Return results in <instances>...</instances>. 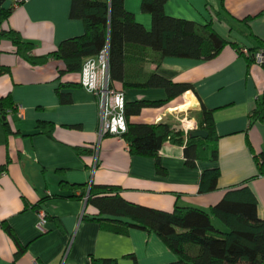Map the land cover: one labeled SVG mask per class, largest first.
<instances>
[{
  "label": "crops",
  "instance_id": "obj_1",
  "mask_svg": "<svg viewBox=\"0 0 264 264\" xmlns=\"http://www.w3.org/2000/svg\"><path fill=\"white\" fill-rule=\"evenodd\" d=\"M141 4L142 0H125L137 22L150 29L152 17L142 12ZM0 6L13 7L0 23V32L14 30L34 42L35 56L50 55L63 41L85 33L83 21L71 17L72 0H26L17 7L14 0H0ZM165 12L199 24L211 22L229 44L209 61L172 57L159 61L152 50L142 60L130 59L132 81L156 72L194 87L165 106L143 109L130 121L176 123L174 113L181 120L197 121L196 113L203 107L212 110L218 159L199 160L190 168L184 146L168 141L160 152V167L156 158L132 155L125 140L100 137L94 94L82 86L61 87L79 84L80 73L61 76L65 63L56 57L32 65L16 54L8 38H0V98L9 97L19 111L8 119L9 131L0 117V165L8 162L0 175V264H91L92 257L122 260L129 254L139 264L175 262L156 234L132 229L120 235L94 220L97 209L87 202L93 184L120 187L126 201L170 212L176 205L209 211L228 189L246 182L264 219V176H257L264 159V123L251 124L249 118L264 91V70L233 46L249 49L264 40V0H224L223 5L221 0H168ZM114 87L124 92L126 102L167 98L163 88H124L121 82H114ZM59 89L67 103L61 101ZM41 124L54 126L51 136L42 132ZM75 147L94 152L79 156ZM214 168L220 170L217 189L201 193L202 173ZM45 197L41 207L34 208ZM41 214L48 215L42 229ZM1 222L26 247L16 260L17 246Z\"/></svg>",
  "mask_w": 264,
  "mask_h": 264
},
{
  "label": "trees",
  "instance_id": "obj_2",
  "mask_svg": "<svg viewBox=\"0 0 264 264\" xmlns=\"http://www.w3.org/2000/svg\"><path fill=\"white\" fill-rule=\"evenodd\" d=\"M167 2L142 0V12L152 17L151 28L147 29L126 9L125 0H72L71 17L83 21L85 33L63 41L50 55L35 56V43L23 39L17 31H1L0 38H8L16 54L32 65L45 64L51 57L62 60L65 69L60 71L61 76L81 73L86 58L108 48L113 83L121 82L124 88H163L167 93V98L160 101L126 102L127 131L122 137L128 143L130 153L156 158L160 167V152L168 141L183 145L186 165L195 168L199 160L214 162L218 159L214 111L203 107L196 113L198 130L206 131L207 138L192 137L179 123L130 121L131 117L140 115L145 108L165 106L186 92L194 91L192 85L175 83L156 72L148 74L142 81H132L127 66L130 59L137 57L142 60L146 51L152 50L158 55L159 61L167 57L209 61L229 44L215 31L211 22L199 24L169 16L165 12ZM23 3L21 1L19 4ZM223 3L224 0H221V5ZM12 11L13 7L6 9L0 6V23L7 20ZM233 46L241 50L239 45ZM259 49L264 50V40L258 39V46L248 49L249 55L241 54L250 63H255L254 56ZM260 66L264 70V61ZM64 86L81 84L62 83L61 87ZM57 93L63 103L68 102L60 89ZM15 108L9 97L0 98V117L7 131L10 130L7 112H16ZM249 118L251 124L264 123V91ZM39 128L50 136L54 130L52 124H41ZM75 150L79 156L94 152L89 147H75ZM7 169L8 162L0 165V175ZM219 176L218 168L204 171L200 183L201 193L216 190ZM257 176H264V159L258 165ZM61 185L67 186L66 183ZM120 192L121 188L117 186L91 185L87 202L97 209L94 220L99 221L106 230L120 235H128L132 229L156 234L175 255L176 260L172 264H264V219L258 214L257 199L246 182L228 189L209 211L180 205L170 212L161 211L128 202ZM85 196L82 195V198ZM47 199H42L34 208H40ZM1 226L17 246L16 260L26 247L21 245L6 222H1ZM91 261V264H139L134 254L126 255L122 260L92 257Z\"/></svg>",
  "mask_w": 264,
  "mask_h": 264
},
{
  "label": "built area",
  "instance_id": "obj_3",
  "mask_svg": "<svg viewBox=\"0 0 264 264\" xmlns=\"http://www.w3.org/2000/svg\"><path fill=\"white\" fill-rule=\"evenodd\" d=\"M21 1L25 2L26 0H14L16 2L15 7L19 6ZM240 53L249 55L248 48L241 49ZM254 59L257 64H262L264 61V50L259 49ZM80 84L97 98L100 115V137L112 136L123 140L122 136L127 131L126 99L124 92L117 90L111 80L108 48L101 51L98 55L84 60L80 73ZM7 114L11 118L15 114L19 115V111L9 110ZM180 124L186 133L198 129V123L194 119L184 118L180 121ZM45 221L46 215L41 214L39 222L41 229Z\"/></svg>",
  "mask_w": 264,
  "mask_h": 264
},
{
  "label": "water",
  "instance_id": "obj_4",
  "mask_svg": "<svg viewBox=\"0 0 264 264\" xmlns=\"http://www.w3.org/2000/svg\"><path fill=\"white\" fill-rule=\"evenodd\" d=\"M190 135L192 136V137H203V138H207V136H208V134H207V132L206 131H203V130H194V131H192V132H190ZM89 194H90V192H89ZM88 194V195H89Z\"/></svg>",
  "mask_w": 264,
  "mask_h": 264
},
{
  "label": "rangeland",
  "instance_id": "obj_5",
  "mask_svg": "<svg viewBox=\"0 0 264 264\" xmlns=\"http://www.w3.org/2000/svg\"><path fill=\"white\" fill-rule=\"evenodd\" d=\"M130 89V88H129ZM174 116L177 118L176 119V123H178L179 121H181V117H180V114H176V113H174ZM181 125V124H180Z\"/></svg>",
  "mask_w": 264,
  "mask_h": 264
},
{
  "label": "bare ground",
  "instance_id": "obj_6",
  "mask_svg": "<svg viewBox=\"0 0 264 264\" xmlns=\"http://www.w3.org/2000/svg\"><path fill=\"white\" fill-rule=\"evenodd\" d=\"M190 105H191V103H190V104L183 105V106H181L179 109H181V110L183 109V110H184V109H186L187 107H189Z\"/></svg>",
  "mask_w": 264,
  "mask_h": 264
}]
</instances>
